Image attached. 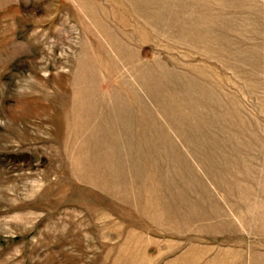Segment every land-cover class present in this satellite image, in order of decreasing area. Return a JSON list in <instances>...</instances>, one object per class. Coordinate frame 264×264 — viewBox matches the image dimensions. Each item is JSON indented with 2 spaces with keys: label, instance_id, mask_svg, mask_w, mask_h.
Wrapping results in <instances>:
<instances>
[{
  "label": "rangeland",
  "instance_id": "1",
  "mask_svg": "<svg viewBox=\"0 0 264 264\" xmlns=\"http://www.w3.org/2000/svg\"><path fill=\"white\" fill-rule=\"evenodd\" d=\"M0 264H264V0H0Z\"/></svg>",
  "mask_w": 264,
  "mask_h": 264
}]
</instances>
